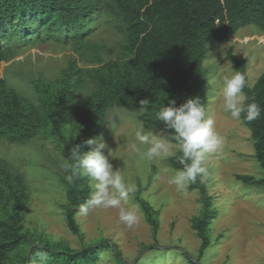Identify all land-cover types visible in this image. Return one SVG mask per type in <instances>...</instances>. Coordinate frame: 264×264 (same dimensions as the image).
<instances>
[{"label": "trees", "instance_id": "obj_1", "mask_svg": "<svg viewBox=\"0 0 264 264\" xmlns=\"http://www.w3.org/2000/svg\"><path fill=\"white\" fill-rule=\"evenodd\" d=\"M250 25L264 32V0H0V147L3 141L25 145L37 138L55 142L67 159L72 147L100 137L115 108L142 109L144 128L168 136L156 115L169 101L179 106L198 96L207 110L209 41H224ZM50 44L70 51L56 75L25 77L4 66L26 49ZM228 55L248 82L247 59ZM244 92L249 103L254 100L262 108L256 120L241 121L251 130L255 158L264 170V73ZM180 156L178 151L166 164L182 168ZM68 174L61 178L68 200L63 209L81 248L28 229L29 180L0 158V264H101L104 254L123 263L114 241H86L77 214L91 183L86 176L69 183ZM237 179L264 186V176ZM189 189L199 192L202 203L192 226L203 253L212 243L213 198L205 182L198 180ZM141 192L136 189L135 199L157 238L160 210Z\"/></svg>", "mask_w": 264, "mask_h": 264}, {"label": "rangeland", "instance_id": "obj_2", "mask_svg": "<svg viewBox=\"0 0 264 264\" xmlns=\"http://www.w3.org/2000/svg\"><path fill=\"white\" fill-rule=\"evenodd\" d=\"M229 51L247 59L248 82L253 86L264 73V32L250 25L224 41L213 39L208 43L204 62L206 111L215 120L224 147L221 154L209 157L205 163L209 171L205 183L215 212L210 230L212 243L205 252L201 253L202 241L192 226L193 217L202 210L199 192L189 186L180 191L170 183L177 169L169 167L166 161L178 152L177 144L171 142L169 155L149 161L128 148L136 142L135 131L143 128L159 136H165V131L144 128L140 108H115L109 113L100 137L108 145L110 163L114 170L121 169L127 183L134 184L136 189L141 187V196L160 210L161 221L155 238L135 194L124 205L138 216V222L131 228L120 221L119 209L93 208L86 216L79 211L77 219L86 241L95 244L104 238L114 241L122 251V264H264V186L237 179L245 174L261 178L264 170L255 158L250 128L224 111L220 91L223 78L236 72ZM69 53L52 44L34 46L4 66L25 77L36 76L38 72L51 76L66 65ZM138 146L141 152L147 149L145 145ZM104 151L108 155V149ZM0 158L10 161L29 180L28 229L81 248L80 239L69 229L64 214L63 205L68 200L61 178L66 174L64 165L68 160L58 145L37 138L25 145L3 141ZM101 264L116 263L104 254Z\"/></svg>", "mask_w": 264, "mask_h": 264}, {"label": "clouds", "instance_id": "obj_3", "mask_svg": "<svg viewBox=\"0 0 264 264\" xmlns=\"http://www.w3.org/2000/svg\"><path fill=\"white\" fill-rule=\"evenodd\" d=\"M248 87L246 76L237 71L223 78L222 92L223 109L230 113L231 118L251 122L260 117L262 108L254 100L249 101L244 89ZM146 100L141 101L145 105ZM156 118L163 122L168 136H159L152 131L139 128L135 131V141L128 148L152 161L172 151L171 141H175L178 151L182 153L179 162L182 168L175 171L170 183L177 190H185L198 180L204 183L209 176L205 166L207 159L219 155L223 151L224 139L215 128V120L208 115L200 97H192L186 102L176 105L175 100L168 102L158 111ZM138 145L147 146L141 152ZM87 148L88 150H85ZM108 149V155H105ZM64 169L69 174L66 179L73 183L81 176H86L92 191L84 204L80 206L82 215H87L93 208L119 209V219L129 228L138 222L136 211L124 207L136 192L134 184L127 183L121 169L113 168L109 159V148L103 137H92L82 141L70 149V155Z\"/></svg>", "mask_w": 264, "mask_h": 264}]
</instances>
